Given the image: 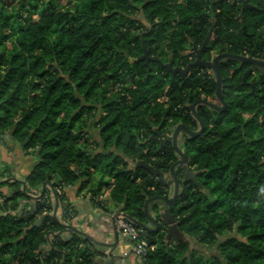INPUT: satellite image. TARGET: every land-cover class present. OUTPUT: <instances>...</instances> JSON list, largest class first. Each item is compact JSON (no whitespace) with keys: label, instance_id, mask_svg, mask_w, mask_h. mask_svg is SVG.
<instances>
[{"label":"trees","instance_id":"16d2710c","mask_svg":"<svg viewBox=\"0 0 264 264\" xmlns=\"http://www.w3.org/2000/svg\"><path fill=\"white\" fill-rule=\"evenodd\" d=\"M4 1L12 3L10 10ZM4 1L0 140L11 136L39 162L25 181H0V189L10 190L0 192V264H98L88 239L64 237V223L52 215L53 191L71 186L95 204L109 190L112 204L96 205L147 222V199L168 191L149 171L130 170L124 158L168 173L177 154L172 143L161 149L156 135L182 124L197 130L191 106L215 100L218 88L205 68L182 76L164 65L195 62L212 25L218 29L204 56L254 50L264 60L260 15L247 10L241 17L229 0ZM211 6L212 13L221 11L215 18L203 13ZM238 63H220L227 110L210 118L199 106L206 130L180 144L199 183L182 182L172 212L186 240H168V226L158 217L160 230L142 236L157 246L143 264H264V95L260 104L248 92ZM98 127L97 141L90 129ZM6 174L12 176L7 167L0 179ZM58 199L76 210L68 191ZM151 205L158 216L159 202Z\"/></svg>","mask_w":264,"mask_h":264},{"label":"water","instance_id":"95a60500","mask_svg":"<svg viewBox=\"0 0 264 264\" xmlns=\"http://www.w3.org/2000/svg\"><path fill=\"white\" fill-rule=\"evenodd\" d=\"M246 5H245V7H249V5L248 6H246ZM212 33H213V31H211V33L208 36L207 40L205 41L203 47L201 49H198V48L196 49V54H197L196 61L191 63L186 69L183 70V69L178 68V67L174 68L173 64L164 65V67L166 69L170 70L174 75L180 74L182 76L188 75L189 72L195 67H202L205 69L213 70V74L216 78L217 85H218L217 92H216V97H217L218 102L213 103V102H210L206 99H200V100L196 101L191 106L192 114H193L194 118L198 121V123L200 125V130L196 131V130L190 129V128H188L182 124V125H179L178 127H176L175 130L172 132V135H170V136H162L159 134L156 135L155 140L161 145V149L165 145H167L168 143H172L173 148H174L177 156L179 157L178 160L171 166L168 173L163 172L160 168H156V167H154V166H152L146 162H140L138 164H134L132 162V160L127 159L128 162L131 165H133V168H132L133 170L143 169V170L149 171L153 176H155L158 179V182L160 184H162L166 188L167 191L173 192V196L172 197H168V195L167 196H158V197H155L152 199H147V201L145 203L144 210H145V214L147 216V220L149 221V223L153 227H150L148 224L142 223V222H140V221H138L132 217H129L128 215H126L123 212H120L113 217V221H114L115 225H116L117 217L120 215H124L128 219H130L136 226L141 228L144 231V235H148L149 233L157 232L160 230L161 222L158 221V217H160V219H162L163 222L168 226V234H167L168 240H170L172 237H173V241L177 242V243L181 242L182 240H186L184 235L179 231L177 219L172 212L174 210V206L176 205L178 198L182 194V191H183L182 182H183V184L194 182L197 185H199V183L197 181L196 175L194 173H192L191 169L189 168V165H188L189 160H190L189 155L187 153H185L184 150L180 146L181 136L184 135V137L187 140H191V139H197L204 134L206 127H205V124H204L202 117L200 116V114L198 112L199 106H201V105L206 106L210 110H212L216 113H223L227 110L228 103H227L225 96H224V93H223L224 84H223L222 74H221V70H220V63L221 62L226 61V60H235V61L240 62L241 64L251 65L252 67L245 73L244 80H247V76L250 73H252L254 71V69L258 70L262 75H264V61L254 58L253 53L250 57L225 53V54H221L218 57H216L213 62L204 61L202 59V54H203L204 49L208 46L209 42L211 41ZM143 60H147V64H149L151 62V58L149 57L148 52L145 53ZM178 172L182 173L183 181L178 176ZM46 191H47V185L44 186V188L42 190V194L40 195V197H38V199H42V197L46 193ZM54 196L56 198V207L54 210V217L58 218V210L60 208V203H59L58 195H56L54 193ZM154 202H160L163 206V209L160 210L159 215L156 217L157 219L152 217L150 214V205ZM43 219L44 218H41L35 224V226H40L43 222ZM64 227H65L67 232H70L71 234L80 235V236L90 240L91 242H93L96 245L107 246L110 248L114 247L113 245H106V244L97 242L90 234L84 232L83 230L78 229L76 226L65 224ZM117 233H118V230H117ZM59 235L61 236L64 234L60 233ZM64 237H65V235H64ZM65 238L68 241L72 240L73 235H71L69 237H65ZM116 243L118 244V240ZM113 258H114V260H116V258L114 256H113Z\"/></svg>","mask_w":264,"mask_h":264},{"label":"crops","instance_id":"0c3cea01","mask_svg":"<svg viewBox=\"0 0 264 264\" xmlns=\"http://www.w3.org/2000/svg\"><path fill=\"white\" fill-rule=\"evenodd\" d=\"M93 133L95 139L98 141L100 138L96 135L99 132L94 128L90 129ZM126 162L129 164V169L133 170V165H131L127 159L132 160L130 158H124ZM39 159L33 155L26 154L21 146L16 144L11 136H6L4 140H0V167L5 166L8 168L10 174L19 179L20 181H25L26 178L34 171L37 166ZM134 164H138L144 161L134 162ZM139 170V169H137ZM99 180V179H98ZM97 180V181H98ZM114 178L107 177L106 182H113ZM104 192L107 193V205L110 206L112 204L110 200V192L106 190ZM85 193L78 194L77 188H73L68 191V196L71 204L74 205L77 211V222L75 226L80 230H85L84 232L90 234L97 242L113 245L114 247L110 248L107 246L96 245L93 242V250L96 251V262L98 264H142L141 261L135 256L133 252V244L130 243L126 237L120 232L118 227L114 224L113 217L120 213L118 209L113 210L112 213H106L102 206H98L93 204L92 202L81 198ZM173 192L168 191V197H172ZM54 200V209L52 211V215L54 216V210L56 207V198L53 195ZM159 204H161L159 202ZM162 205H160L161 208ZM112 207V206H111ZM152 205H150V214L152 217L156 218V213L151 209ZM62 206L58 210V218L65 225V222L62 220ZM157 219V218H156ZM89 223V227L85 229L84 226ZM150 227H153L149 221L145 222ZM117 227V228H116ZM118 230V233H117ZM70 232L65 233V237H69ZM86 239V238H85ZM118 240V244L116 243ZM113 256L116 258L114 260Z\"/></svg>","mask_w":264,"mask_h":264},{"label":"built area","instance_id":"2783aa9c","mask_svg":"<svg viewBox=\"0 0 264 264\" xmlns=\"http://www.w3.org/2000/svg\"><path fill=\"white\" fill-rule=\"evenodd\" d=\"M8 177V174L5 175V178ZM73 187L71 186H59L53 191L56 195H63L66 191L72 190ZM107 193L104 192L103 195L99 196L96 199V203H105L107 200ZM81 198L86 199L90 202L91 198L90 196L82 195ZM93 203V202H92ZM61 205V204H60ZM62 206V205H61ZM31 210V206L27 207L26 210L24 211V214H26L28 211ZM62 220H64L66 225H72L75 226L77 222V211L76 210H67L65 207L62 206ZM89 223H87L85 229L89 227ZM116 225L120 232L126 237V239L133 244V252L135 256L138 258L139 261L143 264L144 259L148 256L150 252H154L157 248L156 245L150 244L146 239H144L142 236L144 234V231L136 226L130 219H128L124 215H120L116 219ZM85 231V230H84Z\"/></svg>","mask_w":264,"mask_h":264},{"label":"rangeland","instance_id":"374dc122","mask_svg":"<svg viewBox=\"0 0 264 264\" xmlns=\"http://www.w3.org/2000/svg\"><path fill=\"white\" fill-rule=\"evenodd\" d=\"M4 0H1V3H0V6H2V2H3ZM242 1H244V6H242V10H240V16H243L244 15V9L243 8H245V3H246V0H242ZM20 1H13V4H16L17 5V7L20 5V3H19ZM4 3H5V5H4V7H5V9L6 10H10V6L12 5V3H9V2H7V1H4ZM240 3V4H239ZM234 4H238L237 6H240V9H241V2H236V3H234ZM246 6H248V5H246ZM212 7L213 6H211L210 8H208V7H206L205 8V10H203V13H204V11H206V14H211V18H215V16H216V14H219V12L220 11H216L215 13H212V11H211V9H212ZM254 8V6H251V5H249V9H251V8ZM141 18H143V16L141 15ZM218 29V27L217 26H215V25H212V30H213V33H212V35L214 34V32L216 31ZM212 39V38H211ZM12 42V41H11ZM11 42H9V43H7V45H6V47H7V49H8V51L11 53V49H12V47H11V45H10V43ZM208 47V46H207ZM202 48V47H201ZM201 48H198V49H201ZM170 52V54L172 55L173 53H172V51H169ZM204 52V51H203ZM219 55H217V53H214V52H212L209 56H204V54H203V56H202V59L204 60V61H206V62H213L214 60H215V58L216 57H218ZM248 57V56H247ZM196 58H197V54H196ZM196 61V60H195ZM181 66V65H180ZM248 66H250L249 64H241L240 62L238 63V69L240 70V72H247L246 71V69L248 68ZM176 67H178V65H174V68H176ZM178 68H181V69H186L185 68V66H181V67H178ZM207 72H209V73H211L213 76H214V74H213V70H209V69H205ZM204 71V70H203ZM202 71V73H204ZM205 71V72H206ZM256 75H257V77H260L261 76V73L258 71V70H256V69H254V71H253ZM243 81V83L242 84H244V79L242 80ZM246 82H247V80H245ZM245 85V84H244ZM250 90H248V92H249ZM242 92H247L246 90H243ZM247 92V93H248ZM251 92V91H250ZM202 99H206V100H208V101H210V102H213V103H217L218 101H217V99H215V100H210V99H208V98H202ZM199 112V111H198ZM264 112V111H263ZM263 112H261V117L263 118ZM212 117H214V113L212 112V111H210V118H212ZM198 131L200 130V125H199V127H198V129H197ZM196 130V131H197ZM166 135H172V133L170 132V131H168L167 133H165ZM96 135L98 136V138H99V132H97L96 133ZM181 139H182V142H180V144H183L184 145V143H186V141H188L184 136H181ZM184 150V149H183ZM102 151V150H101ZM5 169V166H1L0 167V171H3ZM7 175V174H6ZM12 179H16V180H19V179H17V178H14L13 176H9V177H6V178H2V179H0V181H10V180H12ZM106 181V180H105ZM4 192V193H10V190L8 189V187H5V188H1L0 189V192ZM42 194V192L40 193V195ZM40 195H39V197H40ZM108 202V201H107ZM107 202H105V203H107ZM160 205H162V204H159V208H160ZM29 206H31V205H29ZM29 206H27V207H29ZM161 209H163V206L160 208V210ZM240 241H247V239L246 238H240Z\"/></svg>","mask_w":264,"mask_h":264},{"label":"flooded vegetation","instance_id":"af4514ba","mask_svg":"<svg viewBox=\"0 0 264 264\" xmlns=\"http://www.w3.org/2000/svg\"><path fill=\"white\" fill-rule=\"evenodd\" d=\"M229 1L232 2L233 4L236 2H241V10H242V6H244V1H242V0H229ZM246 4L254 6V8L252 7L251 9H249V7H245V8H243L244 12L247 10L248 11H255L256 13H258L260 15V17L258 18V21L256 22L257 23L256 25L261 24L259 31L264 34V11H263L264 10V0H246ZM217 11H220V10H217ZM243 16H241V17H243ZM252 53L254 54V50H251L250 53L246 50L242 54H235V55L250 57L252 55ZM254 58L259 59V60H263V59L259 58L258 56H255V54H254ZM251 67H252L251 65L248 66L246 71H248ZM244 76H245V72H244ZM261 77H262V74L260 77H257V75L254 72H252L247 76V82H245V80H244L245 86L250 89L251 94H254L255 97L258 98L260 104H261L262 97L264 95L262 92L257 93L258 90L262 91V89H264V79ZM243 79H244V77H243ZM216 99H217V97H216ZM206 108L208 109L209 112L212 111L208 107H206ZM212 112L216 113L214 111H212ZM165 136H169V135L165 134ZM182 136H184V135H182ZM180 142H182V139H180ZM177 158H179V157L177 156Z\"/></svg>","mask_w":264,"mask_h":264}]
</instances>
